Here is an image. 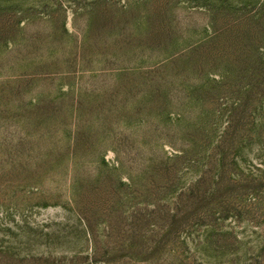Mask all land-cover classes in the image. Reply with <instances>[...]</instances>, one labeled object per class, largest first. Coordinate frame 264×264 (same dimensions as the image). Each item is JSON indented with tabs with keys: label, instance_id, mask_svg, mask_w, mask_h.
I'll return each instance as SVG.
<instances>
[{
	"label": "rangeland",
	"instance_id": "1",
	"mask_svg": "<svg viewBox=\"0 0 264 264\" xmlns=\"http://www.w3.org/2000/svg\"><path fill=\"white\" fill-rule=\"evenodd\" d=\"M0 264H264V0H0Z\"/></svg>",
	"mask_w": 264,
	"mask_h": 264
}]
</instances>
